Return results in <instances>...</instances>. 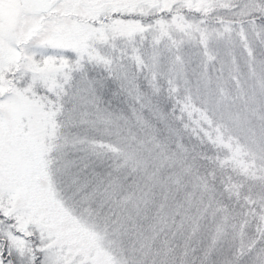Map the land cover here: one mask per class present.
Wrapping results in <instances>:
<instances>
[{
    "label": "snow or ice",
    "instance_id": "1",
    "mask_svg": "<svg viewBox=\"0 0 264 264\" xmlns=\"http://www.w3.org/2000/svg\"><path fill=\"white\" fill-rule=\"evenodd\" d=\"M0 264H264V0H0Z\"/></svg>",
    "mask_w": 264,
    "mask_h": 264
}]
</instances>
